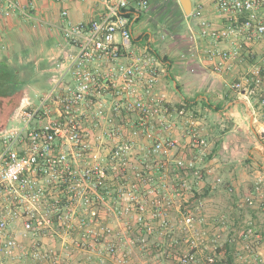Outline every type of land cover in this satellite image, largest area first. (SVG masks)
Returning <instances> with one entry per match:
<instances>
[{"label": "built area", "instance_id": "1", "mask_svg": "<svg viewBox=\"0 0 264 264\" xmlns=\"http://www.w3.org/2000/svg\"><path fill=\"white\" fill-rule=\"evenodd\" d=\"M87 1L98 6L96 17L72 21L66 6ZM150 1L52 0L59 8L54 28L59 40L47 57L48 88L34 100L26 99L11 125L0 131V264H61L51 247L38 252L43 240H54L57 232L92 238L80 246L95 249L97 264H231L225 244L241 264H264L263 238L252 224L221 242L220 234L230 229L224 216L215 226L201 224L202 218L191 211L163 208L166 198L149 187L156 183L153 176L137 173L146 194L139 197L134 188L126 195L129 206L101 212L110 174L133 167L135 138L147 143L138 146L145 154L166 159L146 169L164 170L171 163L177 171L195 170L194 162L174 158L178 142L169 137L171 118L185 110L172 108L156 94L169 67L161 51L168 32L134 29L148 15ZM189 1L187 18L193 21L185 28L187 44L214 73L236 64L244 68L240 81L229 88L248 98L259 95L264 84V0H194L195 8ZM32 11V5L20 7L18 0H0L5 18L18 14L31 20ZM0 49H5L1 38ZM257 53L262 62L246 66V58ZM260 105L264 108V99ZM260 184L258 180L252 196L245 198L247 206L260 195ZM109 212L123 220L121 231L146 238L156 234L161 240L121 241L120 230L102 218ZM18 234L30 241L28 258L15 253L23 245ZM109 234L118 240L103 241ZM65 244L61 238V246Z\"/></svg>", "mask_w": 264, "mask_h": 264}, {"label": "rangeland", "instance_id": "2", "mask_svg": "<svg viewBox=\"0 0 264 264\" xmlns=\"http://www.w3.org/2000/svg\"><path fill=\"white\" fill-rule=\"evenodd\" d=\"M192 5L193 8H195L194 0H192ZM188 13L189 11L187 10V14ZM140 20L142 22L139 25L136 24L134 26L136 31L141 30L144 33L152 34L168 32L166 35V41L163 43L166 45H172V43L178 39L181 42H186V25L193 21L191 17L187 18V16L184 15L179 4L174 3L171 0H151L148 15L145 17L142 16ZM55 36L57 37V35ZM174 36L179 38L174 39ZM33 56L28 58L29 62L27 61V65L32 64V66H34L33 63L37 62L41 65L42 62L40 59L42 56L39 55V57L36 58ZM247 59L248 58H246V60L244 59V64L246 66L257 65L259 62H262L263 56L255 55L252 60ZM32 81L33 88L26 87L23 96H30L35 99V92L45 89V84L43 80L38 79V74H35V78ZM239 81L240 80H237L236 82L233 81L231 84L238 83ZM254 98L256 99L257 106H261L260 101L264 99V84L261 86L260 94ZM22 105V102L19 101L17 108L14 109L10 117L13 118L18 112L19 107ZM201 110L203 113V109ZM184 112L185 114L183 116H178V118L183 119V121H178L177 118H171V123L174 126L169 137L176 139L178 142L174 158H182L185 161L194 162V172L196 171L197 174L195 175L194 172L191 171L186 172L174 170L171 163H169L170 165H167L164 170L146 169V166L149 163H164L166 162V159L158 154H145L138 149L139 147L145 146L142 139L135 138L136 148L131 157L133 167L125 170H117L116 173L110 174L112 179L107 183L108 194L104 195L103 204L100 207L101 212L108 211L109 208L110 210H120L121 208L129 206L130 203L127 201L126 195L135 190L134 188L137 189L136 194L139 197L146 194L145 185H140L136 181L138 179L136 175L137 173L141 174L142 177L153 176V178H155L156 183L149 187L155 189L156 192L158 190L157 196L166 198L161 204L163 208L168 210L180 209L182 211H191L193 214L197 215L198 218H202L203 222L201 224L207 223L217 226L218 223L216 222L218 218L224 216L228 227H230L231 223L226 212L231 213L230 216H233V218L236 219L241 216V212L244 214L250 210H264V181L260 177L252 179L251 175L254 172L253 170H247V175L250 177V181L233 183L231 178L234 177L236 178L235 181H238L237 177L241 174L240 169L235 167L228 168L227 166L216 167L215 165L217 163H213V165L209 164V161L213 159L211 152L213 150V152H215L217 149L221 148L223 137V132L221 131L220 126L221 124L215 119H205L204 113L201 114V112L198 111L193 114L187 110ZM199 120H203V122L209 121V123L213 125L211 128L207 129V134L206 131L200 129V125H195L194 122H198ZM187 130H190V135L187 134ZM179 132L180 134L182 133L183 136L179 137V134L177 135ZM193 135H195L194 138ZM200 141H203V143L201 144ZM215 156H217V154ZM218 160L220 159L218 158ZM221 160L224 159L221 158ZM228 162L231 161L228 160ZM224 163L227 164L226 162ZM224 163L222 164L225 165ZM149 173L152 174L150 175ZM163 174L164 177H162ZM159 178H161L160 180L163 184ZM258 180H261L260 195L255 196L253 206H247L244 200L248 196H252L253 188ZM184 181L187 183L185 187L181 186ZM244 193L247 195L245 196ZM177 194L180 195L177 196ZM167 202H169V205H167ZM102 218L103 220L105 219V222L108 221L111 226H115L117 230H120L123 226V220H117V218L111 213L109 217L106 218L103 216ZM247 223L252 224L250 221H236L237 231ZM252 226L254 227L253 224ZM230 231L231 230L229 229L227 235L226 232L220 234L221 242L226 240V236L232 238L229 235ZM119 232V238L123 242L127 240L140 241L142 238L145 239L147 237L136 232H125L121 230ZM104 237L102 238L103 241L116 242L118 240V238L115 236L113 237L112 234ZM61 238L65 239L66 248L61 246ZM146 239L149 241L161 240L156 234H153ZM17 240L23 242V245L22 248L16 250L15 253L25 255V258H28L32 250L30 241L28 239L27 241L24 240L20 234L17 235ZM83 241L88 243L92 241V238H82V234L78 232H57L54 240H43L42 247L38 252L42 254L51 247L53 254L60 258L61 264H97L95 249L91 247H81L80 244ZM9 264H29V262L28 260H24L22 262H11ZM198 264H203V262L199 261Z\"/></svg>", "mask_w": 264, "mask_h": 264}, {"label": "crops", "instance_id": "3", "mask_svg": "<svg viewBox=\"0 0 264 264\" xmlns=\"http://www.w3.org/2000/svg\"><path fill=\"white\" fill-rule=\"evenodd\" d=\"M18 2L20 7L33 6L31 20L18 14L8 18L0 14V38L5 45V49H0V58L7 56L10 62L14 60L20 68H23L29 62L28 58L33 55L34 58L42 56L41 65L38 62L33 63L34 66L28 64L31 69L29 75H25V71L22 73L27 79L21 91L20 101L23 103L26 99L34 100L30 96H23V92L26 87L33 88L32 80L35 74H38L39 80H43L45 84L43 90L48 88L47 57L59 40V34L54 29L59 22V8L52 0H18ZM66 7L70 19L74 22L89 21L99 12L98 6L91 1L72 3ZM175 38L179 37L174 36ZM161 51L165 54V61L169 67L166 75L159 80L156 94L163 96L172 108L184 109L191 114L201 112L203 109L205 119H215L221 124L223 132L221 148L211 152L213 159L209 164L217 163L216 167L240 169L238 181L230 177L233 183L250 181L247 170L254 171L251 175L252 179L260 177L264 181V108L258 107L256 99L248 98L243 91L237 92L229 88L233 81L240 80L243 68L241 67V71L240 66L236 64L222 73H214L212 65L203 55L194 51L187 42H181L179 39L172 45L164 44ZM43 90L36 91L35 97ZM176 118L178 121H183L177 116ZM133 119L136 122L135 116ZM11 121L12 117H9L5 128L11 125ZM194 123L200 125V129L206 131V134L207 129L213 126L209 121L203 122V120ZM178 134L179 137L183 136L180 132ZM144 144L147 145L146 142ZM220 156L224 160H221ZM226 214L231 223L230 237L238 236L236 221L240 220L250 221L264 240V210H250L244 214L241 212V216L236 219L230 216L231 213L226 212ZM260 252L264 254V247ZM224 254L231 259V264H241L235 257L232 246L224 245Z\"/></svg>", "mask_w": 264, "mask_h": 264}, {"label": "trees", "instance_id": "4", "mask_svg": "<svg viewBox=\"0 0 264 264\" xmlns=\"http://www.w3.org/2000/svg\"><path fill=\"white\" fill-rule=\"evenodd\" d=\"M29 70L30 65L20 68L14 60L10 62L7 56L0 58V131L5 128L7 120L19 104L22 88L27 82L22 73L25 71V75H29ZM226 258L230 263L231 259L228 256Z\"/></svg>", "mask_w": 264, "mask_h": 264}, {"label": "water", "instance_id": "5", "mask_svg": "<svg viewBox=\"0 0 264 264\" xmlns=\"http://www.w3.org/2000/svg\"><path fill=\"white\" fill-rule=\"evenodd\" d=\"M179 5L182 9V12L184 13L185 16H189L191 13V3L189 0H179ZM187 10L189 13L187 14Z\"/></svg>", "mask_w": 264, "mask_h": 264}]
</instances>
